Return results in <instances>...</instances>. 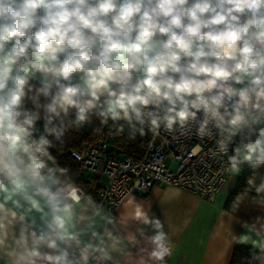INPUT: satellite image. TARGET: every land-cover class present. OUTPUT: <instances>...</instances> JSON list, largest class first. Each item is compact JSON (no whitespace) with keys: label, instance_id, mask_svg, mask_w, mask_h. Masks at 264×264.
Listing matches in <instances>:
<instances>
[{"label":"clouds","instance_id":"clouds-1","mask_svg":"<svg viewBox=\"0 0 264 264\" xmlns=\"http://www.w3.org/2000/svg\"><path fill=\"white\" fill-rule=\"evenodd\" d=\"M94 120L212 140L218 182L250 168L264 202V0H0V264H168L144 201L114 214L53 154Z\"/></svg>","mask_w":264,"mask_h":264},{"label":"built area","instance_id":"built-area-1","mask_svg":"<svg viewBox=\"0 0 264 264\" xmlns=\"http://www.w3.org/2000/svg\"><path fill=\"white\" fill-rule=\"evenodd\" d=\"M147 136L139 157L111 150L106 136L70 150L84 172L100 178L90 193L114 214L126 193L145 194L156 182L191 190L205 199L214 198L225 184L218 182L222 165L211 156L212 140L201 141L194 134L174 138L164 132L155 141L151 133Z\"/></svg>","mask_w":264,"mask_h":264},{"label":"crops","instance_id":"crops-1","mask_svg":"<svg viewBox=\"0 0 264 264\" xmlns=\"http://www.w3.org/2000/svg\"><path fill=\"white\" fill-rule=\"evenodd\" d=\"M99 180L94 176L88 189L93 191ZM234 184L229 187L225 183L212 199L159 182L154 183L145 194L132 193L164 222L173 249L172 255L167 258L168 264H231L235 244L251 248L246 236L250 229L248 224L242 227V223L264 225V202H256V197L249 194L240 200L247 198L252 203L242 208L237 204L233 210L227 209L225 201ZM129 203L124 197L115 214L124 213Z\"/></svg>","mask_w":264,"mask_h":264},{"label":"trees","instance_id":"trees-1","mask_svg":"<svg viewBox=\"0 0 264 264\" xmlns=\"http://www.w3.org/2000/svg\"><path fill=\"white\" fill-rule=\"evenodd\" d=\"M103 136H106L110 143L111 150H114L118 154H127L133 157H139L142 154L148 140L147 134L144 136L137 134L135 137H131L127 128L120 131L117 127L113 126L111 122L107 126H102L99 124L98 120H94L91 125H86L78 130L70 129L68 133H66L62 147L54 149L53 154L57 157L62 166L72 170L78 177L79 182H81L89 192H93L91 189H88V186L94 180V176L84 172L80 168L79 163L70 154V150L77 149L82 144L93 142ZM258 172L264 173V168L259 169ZM253 174V170L250 168H244L242 170L225 201V207L227 209L233 210L241 197L249 195L246 182ZM251 255V248L237 243L233 248L231 264H249Z\"/></svg>","mask_w":264,"mask_h":264}]
</instances>
